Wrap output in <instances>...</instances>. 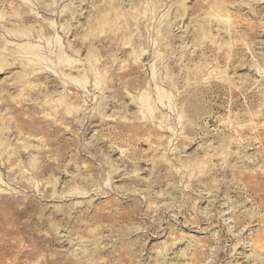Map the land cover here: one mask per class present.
<instances>
[{"label":"rangeland","instance_id":"rangeland-1","mask_svg":"<svg viewBox=\"0 0 264 264\" xmlns=\"http://www.w3.org/2000/svg\"><path fill=\"white\" fill-rule=\"evenodd\" d=\"M0 264H264V0H0Z\"/></svg>","mask_w":264,"mask_h":264}]
</instances>
